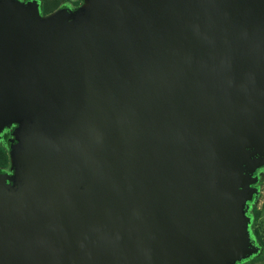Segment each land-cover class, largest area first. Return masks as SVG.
Returning <instances> with one entry per match:
<instances>
[{"label":"water","instance_id":"obj_1","mask_svg":"<svg viewBox=\"0 0 264 264\" xmlns=\"http://www.w3.org/2000/svg\"><path fill=\"white\" fill-rule=\"evenodd\" d=\"M0 0V264H238L259 251L264 0Z\"/></svg>","mask_w":264,"mask_h":264},{"label":"rangeland","instance_id":"obj_2","mask_svg":"<svg viewBox=\"0 0 264 264\" xmlns=\"http://www.w3.org/2000/svg\"><path fill=\"white\" fill-rule=\"evenodd\" d=\"M27 3L32 0H18ZM42 8V16L50 17L63 9H70L72 12H77L86 6L84 0H37ZM17 125L8 128L9 131L15 130ZM7 130V129H6ZM14 132V131H13ZM2 134V133H1ZM14 136L0 138V171L2 174H7L11 177L15 176L16 168L14 162V154L12 146L15 144ZM258 194L254 198L253 207L256 210V216L251 218L250 232L255 239L259 251L253 257L238 263V264H264V168L258 170ZM259 237V238H258Z\"/></svg>","mask_w":264,"mask_h":264},{"label":"trees","instance_id":"obj_3","mask_svg":"<svg viewBox=\"0 0 264 264\" xmlns=\"http://www.w3.org/2000/svg\"><path fill=\"white\" fill-rule=\"evenodd\" d=\"M41 9V15H42V8H40ZM257 174H258V172H257ZM254 214H255V216H256V210L254 209V207H253V202L250 204V217L251 218H253L254 219ZM259 238V237H258Z\"/></svg>","mask_w":264,"mask_h":264},{"label":"flooded vegetation","instance_id":"obj_4","mask_svg":"<svg viewBox=\"0 0 264 264\" xmlns=\"http://www.w3.org/2000/svg\"><path fill=\"white\" fill-rule=\"evenodd\" d=\"M14 130L12 131H9V129L5 130L2 134H0V138L1 137H9L10 135L12 136V133H13ZM0 173L2 174V172L0 171Z\"/></svg>","mask_w":264,"mask_h":264}]
</instances>
